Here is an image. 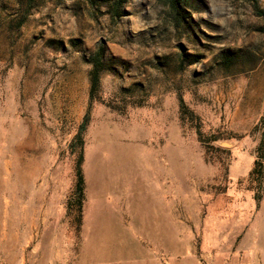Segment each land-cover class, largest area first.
Instances as JSON below:
<instances>
[{
	"label": "rangeland",
	"instance_id": "1",
	"mask_svg": "<svg viewBox=\"0 0 264 264\" xmlns=\"http://www.w3.org/2000/svg\"><path fill=\"white\" fill-rule=\"evenodd\" d=\"M118 4L0 0V264H96L86 221L103 165L122 195L152 168L175 188L181 235L159 264H264V176L248 177L264 133V0ZM86 115L77 227L66 200ZM197 127L219 140L205 148Z\"/></svg>",
	"mask_w": 264,
	"mask_h": 264
},
{
	"label": "crops",
	"instance_id": "2",
	"mask_svg": "<svg viewBox=\"0 0 264 264\" xmlns=\"http://www.w3.org/2000/svg\"><path fill=\"white\" fill-rule=\"evenodd\" d=\"M105 171L106 166L99 167L91 221H86L94 238L95 263L159 264L166 236L181 235V202L176 205L171 199L175 188L159 180L152 168L144 175L137 173L128 184V193L122 195L121 182L110 179ZM107 194L110 198L105 199ZM139 237H147L149 247Z\"/></svg>",
	"mask_w": 264,
	"mask_h": 264
},
{
	"label": "trees",
	"instance_id": "3",
	"mask_svg": "<svg viewBox=\"0 0 264 264\" xmlns=\"http://www.w3.org/2000/svg\"><path fill=\"white\" fill-rule=\"evenodd\" d=\"M180 1L181 0H169L171 6L176 7V8ZM116 3L117 5H119L118 3H122V0H116ZM115 10H117L116 7H115ZM103 54H104V49L102 46H99L90 61V63L92 64V68L89 72L90 98L91 99L94 98L93 97L94 94H96V92L99 89L100 77H101L102 70L104 69V64L102 62ZM180 104H181V107L184 108L182 100H180ZM87 122H88V115L84 117V120L82 124L80 125L79 130L77 134L75 135L74 140L72 142L73 149L78 148V157H77L75 168H74L73 187H72L70 195L68 196L66 200V216L72 217L71 221L74 222L77 227H80L82 223L83 207H84L85 200H86V180H85L84 173L82 170V165L84 163L83 134H84ZM260 124L264 128V116L261 119ZM196 134H197L198 142L201 145L205 146V148H207L208 144L219 140V137H216V136L205 137V135H203V133L199 130V128L197 129ZM206 154L207 152H205V160L208 161ZM263 159H264V133H263L262 139L260 140L256 148V158L253 162V166L248 175L249 179L252 182L258 184L259 186H261L263 176H264ZM254 197H255V200L258 201L260 198V194L256 193Z\"/></svg>",
	"mask_w": 264,
	"mask_h": 264
},
{
	"label": "bare ground",
	"instance_id": "4",
	"mask_svg": "<svg viewBox=\"0 0 264 264\" xmlns=\"http://www.w3.org/2000/svg\"><path fill=\"white\" fill-rule=\"evenodd\" d=\"M123 149L124 148H121L120 146H117L116 149L114 150V154H115V162H120V158H121V155L123 154ZM126 150V149H124ZM125 153H128V150L125 151Z\"/></svg>",
	"mask_w": 264,
	"mask_h": 264
}]
</instances>
